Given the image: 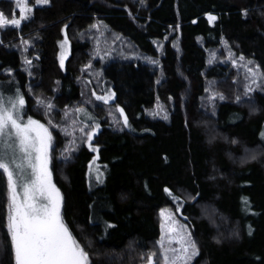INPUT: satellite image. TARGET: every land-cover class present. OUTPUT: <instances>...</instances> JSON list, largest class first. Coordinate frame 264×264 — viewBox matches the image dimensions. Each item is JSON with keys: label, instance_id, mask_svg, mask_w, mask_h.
<instances>
[{"label": "trees", "instance_id": "1", "mask_svg": "<svg viewBox=\"0 0 264 264\" xmlns=\"http://www.w3.org/2000/svg\"><path fill=\"white\" fill-rule=\"evenodd\" d=\"M33 9L19 28L1 29L0 88L18 89L26 113L55 125L62 215L91 264H147L152 253L158 264L159 212L178 203L199 250L191 264H264V0H50ZM0 12L20 16L13 0H0ZM209 15L217 19L210 23ZM95 24L118 37L114 58L93 60L102 36L87 38ZM64 35L71 54L63 70ZM253 66L260 84L244 97ZM106 83L116 93L111 104L93 95ZM207 93L224 99L205 105ZM38 100L53 108L46 114ZM158 104L167 120L150 114ZM117 106L128 127L111 120ZM90 116L101 125L97 164L106 169L94 189L87 180L93 153L73 126ZM6 204L0 174V264H14Z\"/></svg>", "mask_w": 264, "mask_h": 264}, {"label": "snow or ice", "instance_id": "2", "mask_svg": "<svg viewBox=\"0 0 264 264\" xmlns=\"http://www.w3.org/2000/svg\"><path fill=\"white\" fill-rule=\"evenodd\" d=\"M14 2L19 7V19H8L5 13L0 12V29L9 25L19 28L23 21L32 19V16L28 14L33 13L34 9L29 7L28 0H14ZM139 2L144 4V0ZM48 4L50 0H35L36 6ZM216 19L213 15L208 16L210 23ZM23 43L27 45L28 41ZM68 43L67 35H65L61 48H66ZM65 59L66 53L62 51L61 68L64 67ZM239 59L243 61L244 57L241 56ZM24 62L31 64V61L27 59ZM233 63L235 66V62ZM247 71L253 78L252 83L255 84L258 68H248ZM253 90L251 86L246 85L245 95ZM216 95L224 99L222 94H214L210 99L214 100ZM114 97L115 93L109 92L96 96V99L107 104ZM239 101L240 97H237V102ZM25 103V98L19 94L18 89L14 96L7 98L0 93V174L6 177L5 227L10 238L14 264H91L89 253L73 235L62 215L63 196L60 189L53 183L51 167L54 151L53 134L49 127L39 120L29 116L25 121L23 112ZM37 103L45 107L46 114L47 110L53 108L51 103L45 104L42 100H38ZM76 111L85 112V109L78 108ZM117 111L123 116L124 126L128 127V118L124 115L123 108L117 106ZM163 119H168L167 114L163 116ZM48 124L55 127L51 120ZM74 124L75 121H73ZM99 127V124H96L93 131L85 133L90 150L97 153L99 149L94 147L91 141ZM64 131L66 135L72 134L67 129ZM80 131L83 133L85 129L81 128ZM261 140L264 141V132L261 133ZM250 158L256 160L257 156L252 153ZM100 175L97 170L98 181ZM164 191L173 200L180 201V197L175 196L170 189L165 188ZM243 202L245 205L249 203L247 198H243ZM180 206L178 203L177 212L180 211ZM166 212L167 210H161V216H166L169 221L167 233L170 238L168 247L164 246V235L159 242L163 262L164 264H190L191 260L199 254L197 244L192 239L191 232L187 231V226L175 220L171 212H167V215ZM107 227L110 228L113 225L109 224ZM164 229L165 225L162 224V232ZM173 243L179 244V247H173ZM155 255L156 253H152L147 257L148 264H154Z\"/></svg>", "mask_w": 264, "mask_h": 264}, {"label": "rangeland", "instance_id": "3", "mask_svg": "<svg viewBox=\"0 0 264 264\" xmlns=\"http://www.w3.org/2000/svg\"><path fill=\"white\" fill-rule=\"evenodd\" d=\"M28 4H29V7H32V8H34L36 6L35 5V0H28ZM16 7H17V9H19V7L17 5H16ZM28 15H31V13H29ZM19 17L9 18L8 16H6V18H8V19H19ZM95 25H96V27H93L92 26V29L88 32L87 38H89V40H91L92 42H94L93 41L94 40V34L96 32H98V31H100V34L99 35L100 36L102 35V36L100 37V41H98L97 46L95 45V49H94V52H93V57H94L93 60L95 61V60L100 59V60L103 61L106 58H114V55L117 53V51L120 50L119 47L116 46V43H115V40L117 42L118 37L115 36L112 39V37L108 36V34H107L108 31L107 30L101 29L100 26H99V24H95ZM7 27H10V25L7 26ZM0 34H1V29H0ZM64 38H65V35H64V37L62 39L59 40V53H58V61H59V64H60V55H61V52L63 51V52L66 53L65 64H64V67L62 68L63 70L65 69L67 60H68V58H69V56L71 54V43H70L69 40H68L69 43L66 46V48H64V49L61 48V42L64 40ZM117 45H118V43H117ZM117 47H118V49H117ZM216 57H217V55L216 56L213 55V58L214 59H217L218 58V57L217 58ZM25 59H28V58L27 57H24V61H25ZM225 61L222 59V63H225ZM227 61H230V60H227ZM230 62H231V65L233 67H235V69H237V67H240L239 64H237V62L235 60H233V62H235V66H234V63L232 61H230ZM253 69H256V68H254V66H253ZM243 78L245 80L246 85H249V86H251L254 89L252 92L247 93V95H245V93H243L244 94V97H246V96L250 95L251 93H253L255 91V89L258 88V84H260V78L257 75L256 83L255 84L252 83V79L253 78L251 77V75L249 76V78L248 77H245V76ZM89 82H91V79H89ZM237 86L239 87V84L238 83H237ZM244 91H245V89H244ZM109 92L115 93L112 85L109 84V83H106L105 86L101 90H99V91H97V89L96 90L93 89V93H95V95H94L95 99H96V96H102V95H105V94H107ZM0 93H2L5 98L10 97V96H14L16 94V93L14 94L12 92L11 87H8V86L5 89L3 87H1L0 88ZM19 94H21V92ZM21 95H23V94H21ZM206 95L207 96L204 97V99H203L202 102L205 105H208V104L212 103V99H210V97L213 96V95L212 94H208V93ZM237 97H239V96H237ZM115 99H116V93H115L114 99L110 100L107 104L113 103L115 101ZM88 100H89V103H92V101L90 99H88ZM96 101L97 102H100V103H104L101 100H96ZM25 111H26V103H25V107H24V110H23V112H24V119L26 121L27 117H29L30 115L28 113H26ZM81 113L82 112H79V115ZM110 113H111L110 116H111V120L112 121L113 120L116 121V120H120V119L123 121V116L120 115L119 111H117L116 108H111ZM150 114L153 115V116H155V117H161L162 114L163 115L167 114V108H165L161 104H158L157 106L154 107L153 110H151V113ZM30 117H32L33 119L39 120V119L35 118L34 116H30ZM90 117H91V119H89V117L87 119L81 118L83 124L73 125L76 128V130L78 131V133L80 135H82V137L84 138V143L87 146H88V142H86L85 133L93 131V129L95 128V125L96 124H99V126H100L99 129L101 128L100 122L98 120H96L94 117H92V116H90ZM48 121H49V119H48ZM48 121L46 123H44V124H45L46 127H49V130L51 131V128H53V127H51L48 124ZM40 122L43 123L42 121H40ZM52 124H53V122H52ZM81 128H84L85 129V132L82 133L80 131ZM99 129L96 130V134L94 135V137H93V139L91 141V144L94 147H96V148H98V146L95 143V137L97 136V133H98ZM53 144H54V139H53ZM88 148H89V146H88ZM92 153H93V156H92V159H91V161H90V163L88 165V173H87L88 186H89L90 189H94L95 187L104 184L105 178H106V169H103L102 167L99 169V165L101 166V163L99 162V151H98V153L92 151ZM94 158H95V162L93 163ZM90 165H91V167H90ZM51 167H52V165H51ZM97 169H98L99 173L101 174L99 181L97 180V175L95 176V179L91 177L92 172L94 173ZM53 175H54V173H53ZM56 187L59 188L57 184H56ZM174 202H175V200H174ZM177 207H178V205L175 206L174 208H164V209H161V210H167V212H171L173 214V218L175 220L179 221V223L186 225L187 226V231L191 232V229H190L188 223L186 222L185 215L183 214V211H182L183 206L182 205L180 206V211L179 212H177ZM161 210L159 212V215H160V232H161V234H160V238H159V241H158V249H160L159 259L157 260L158 261V264H164L163 259H162V256H161V248H160V244H159V242L161 241V237H162V235L165 236V240H164V246L165 247H168L169 246L168 245V239L170 238L169 237V234L167 233V224L169 223V221L166 219V216L165 217H162L161 216ZM167 212H166V215H167ZM6 215H7V212H6ZM162 224L165 225V229H164L163 232H162ZM191 236H192V232H191ZM192 239H193V237H192ZM172 246L178 248L179 247V244L173 243ZM194 258L191 260L190 264L193 262ZM90 262H91V260H90ZM146 263H147V261H146Z\"/></svg>", "mask_w": 264, "mask_h": 264}, {"label": "flooded vegetation", "instance_id": "4", "mask_svg": "<svg viewBox=\"0 0 264 264\" xmlns=\"http://www.w3.org/2000/svg\"><path fill=\"white\" fill-rule=\"evenodd\" d=\"M53 182H54V183H55V185H56V182H55L54 178H53Z\"/></svg>", "mask_w": 264, "mask_h": 264}, {"label": "water", "instance_id": "5", "mask_svg": "<svg viewBox=\"0 0 264 264\" xmlns=\"http://www.w3.org/2000/svg\"><path fill=\"white\" fill-rule=\"evenodd\" d=\"M148 264V263H147Z\"/></svg>", "mask_w": 264, "mask_h": 264}]
</instances>
